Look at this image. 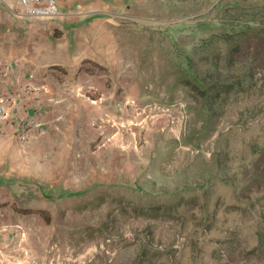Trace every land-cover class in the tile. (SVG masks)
<instances>
[{"label":"rangeland","instance_id":"rangeland-1","mask_svg":"<svg viewBox=\"0 0 264 264\" xmlns=\"http://www.w3.org/2000/svg\"><path fill=\"white\" fill-rule=\"evenodd\" d=\"M128 1L123 61L175 125L141 134L162 143L145 179L18 191L0 264H264V0Z\"/></svg>","mask_w":264,"mask_h":264},{"label":"crops","instance_id":"crops-1","mask_svg":"<svg viewBox=\"0 0 264 264\" xmlns=\"http://www.w3.org/2000/svg\"><path fill=\"white\" fill-rule=\"evenodd\" d=\"M58 1L59 14L42 20L0 0V101L9 113L0 118V204L18 191L145 179L162 146L148 141L175 125L170 110L150 118L138 71L123 61L116 20L129 17L120 11L129 1ZM21 123L32 124L28 147L17 138ZM8 209L0 205V231L12 225Z\"/></svg>","mask_w":264,"mask_h":264},{"label":"built area","instance_id":"built-area-1","mask_svg":"<svg viewBox=\"0 0 264 264\" xmlns=\"http://www.w3.org/2000/svg\"><path fill=\"white\" fill-rule=\"evenodd\" d=\"M15 7L21 14L30 16L36 19H50L59 14V1L58 0H16ZM157 112H169V109L162 108L158 105L153 106ZM170 113V112H169ZM9 113L3 108L2 101H0V118L8 117ZM38 125L37 123H35ZM32 124H20V131L17 133L19 143L23 147H28L30 141V127Z\"/></svg>","mask_w":264,"mask_h":264},{"label":"trees","instance_id":"trees-1","mask_svg":"<svg viewBox=\"0 0 264 264\" xmlns=\"http://www.w3.org/2000/svg\"><path fill=\"white\" fill-rule=\"evenodd\" d=\"M252 36L257 38V43L256 46L258 44V42H264V28H255L252 31ZM233 50H235V52L232 53H238L239 48L238 49H234L235 45L232 47ZM256 51L253 53L255 56L251 58L252 62L258 69H261L264 71V48H257L255 49ZM231 54V53H230ZM232 58V57H231ZM201 81V80H199ZM230 89H228L229 91ZM6 202L1 203L0 205H6ZM14 208L16 209V211L18 212H23V213H37L40 214L43 218H45L47 221L50 220V214L49 212L45 211L44 209H38V208H31V207H21V206H15L13 205Z\"/></svg>","mask_w":264,"mask_h":264}]
</instances>
